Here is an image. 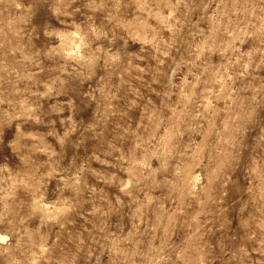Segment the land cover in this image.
Returning a JSON list of instances; mask_svg holds the SVG:
<instances>
[{
	"label": "clouds",
	"instance_id": "obj_1",
	"mask_svg": "<svg viewBox=\"0 0 264 264\" xmlns=\"http://www.w3.org/2000/svg\"><path fill=\"white\" fill-rule=\"evenodd\" d=\"M0 264H264V0H0Z\"/></svg>",
	"mask_w": 264,
	"mask_h": 264
}]
</instances>
